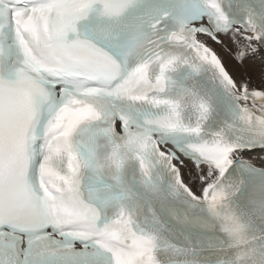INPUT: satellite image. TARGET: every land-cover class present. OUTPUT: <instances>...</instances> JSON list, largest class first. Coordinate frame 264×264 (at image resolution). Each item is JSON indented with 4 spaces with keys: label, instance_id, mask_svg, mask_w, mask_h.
<instances>
[{
    "label": "snow or ice",
    "instance_id": "6c2138e0",
    "mask_svg": "<svg viewBox=\"0 0 264 264\" xmlns=\"http://www.w3.org/2000/svg\"><path fill=\"white\" fill-rule=\"evenodd\" d=\"M0 264H264V0H0Z\"/></svg>",
    "mask_w": 264,
    "mask_h": 264
}]
</instances>
